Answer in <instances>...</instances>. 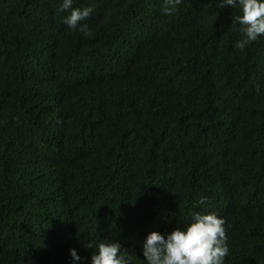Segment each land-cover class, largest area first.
<instances>
[{"label":"trees","instance_id":"obj_1","mask_svg":"<svg viewBox=\"0 0 264 264\" xmlns=\"http://www.w3.org/2000/svg\"><path fill=\"white\" fill-rule=\"evenodd\" d=\"M60 3L0 0V264H90L109 240L145 264L194 211L224 218V264H264V36L235 48L220 0H74L87 34Z\"/></svg>","mask_w":264,"mask_h":264},{"label":"clouds","instance_id":"obj_2","mask_svg":"<svg viewBox=\"0 0 264 264\" xmlns=\"http://www.w3.org/2000/svg\"><path fill=\"white\" fill-rule=\"evenodd\" d=\"M182 2L183 0H161V12L171 15ZM73 3L74 0H61L58 10L68 13L63 18V23L68 29L87 34V25L81 22L90 16L93 9L91 6L74 7ZM219 7H231L241 13L235 16L242 35V39L236 41L235 48L243 50L258 37L264 36V0H220ZM11 39V35H6V41ZM39 91L37 76H30L22 96H26L27 100L35 99L41 95ZM59 116L64 119L68 115L61 112ZM206 201V197H201L199 203L207 206ZM60 221L58 219V224ZM227 239L222 216L215 212L194 211L182 227L176 226L165 233L152 231L147 234L141 244V253L145 264H224L229 253ZM84 246L87 249L95 247V251L91 252L90 264H133V255L123 251L119 242H90ZM69 255L72 264H80L82 258L76 248H69Z\"/></svg>","mask_w":264,"mask_h":264}]
</instances>
